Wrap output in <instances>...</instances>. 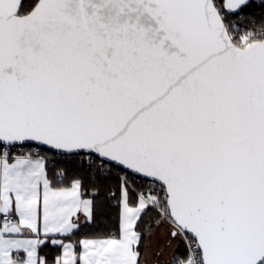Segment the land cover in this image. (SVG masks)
<instances>
[{
	"label": "snow or ice",
	"instance_id": "6c2138e0",
	"mask_svg": "<svg viewBox=\"0 0 264 264\" xmlns=\"http://www.w3.org/2000/svg\"><path fill=\"white\" fill-rule=\"evenodd\" d=\"M0 264H264V0H0Z\"/></svg>",
	"mask_w": 264,
	"mask_h": 264
}]
</instances>
